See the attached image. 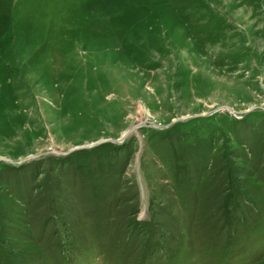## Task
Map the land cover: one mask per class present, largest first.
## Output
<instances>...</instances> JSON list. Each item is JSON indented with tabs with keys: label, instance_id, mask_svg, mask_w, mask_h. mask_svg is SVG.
Masks as SVG:
<instances>
[{
	"label": "rangeland",
	"instance_id": "rangeland-1",
	"mask_svg": "<svg viewBox=\"0 0 264 264\" xmlns=\"http://www.w3.org/2000/svg\"><path fill=\"white\" fill-rule=\"evenodd\" d=\"M0 264H264V0H0Z\"/></svg>",
	"mask_w": 264,
	"mask_h": 264
}]
</instances>
